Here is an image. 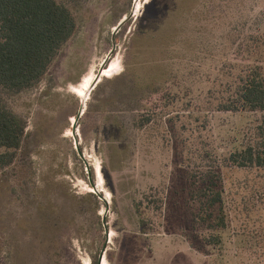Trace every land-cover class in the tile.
Returning <instances> with one entry per match:
<instances>
[{
  "label": "rangeland",
  "instance_id": "obj_1",
  "mask_svg": "<svg viewBox=\"0 0 264 264\" xmlns=\"http://www.w3.org/2000/svg\"><path fill=\"white\" fill-rule=\"evenodd\" d=\"M72 10L78 34L37 89L8 99L28 134L0 173V264H98L105 246L102 264H264V170L226 164L264 113L216 112L211 98L231 63L264 66V49L248 57L255 39L264 46V0H87ZM114 43L113 71L91 89ZM214 165L227 228L209 246L189 178Z\"/></svg>",
  "mask_w": 264,
  "mask_h": 264
},
{
  "label": "trees",
  "instance_id": "obj_2",
  "mask_svg": "<svg viewBox=\"0 0 264 264\" xmlns=\"http://www.w3.org/2000/svg\"><path fill=\"white\" fill-rule=\"evenodd\" d=\"M84 1L0 0V173L16 165L28 134L27 121L10 108L8 99L41 85L63 48L78 34L72 8ZM255 41L248 57L263 56V41ZM233 64L228 83L211 93L216 112L264 113V66L248 61ZM262 123L254 139L226 159L228 166L264 170V117ZM189 179L195 229L207 232V245L218 246L222 239L217 233L227 228L222 165L198 167ZM137 212L141 215L139 208Z\"/></svg>",
  "mask_w": 264,
  "mask_h": 264
},
{
  "label": "water",
  "instance_id": "obj_3",
  "mask_svg": "<svg viewBox=\"0 0 264 264\" xmlns=\"http://www.w3.org/2000/svg\"><path fill=\"white\" fill-rule=\"evenodd\" d=\"M127 20H128V19H125L124 21H122V23L119 24V26L117 27V29H116V31H115V34L121 30V28H122L123 25L127 22ZM115 50H116V45H115V43H114V49H113V51L110 53V55L108 56V58H107V60L105 61V63L103 64V67L101 68L100 73H99V75L97 76V78L95 79V81H94V83H93L91 89L94 88V87L99 83V81H100V79H101V77H102V75H103V72L105 71V67H106V65H107V63H108V60L112 57V55L114 54ZM82 113H83V108H82V110H81V112H80V114H79V116H78V118H77V121L81 118ZM77 121H76V122H77ZM75 133H76V125L74 126V135H75ZM77 149L79 150L78 146H77ZM79 154L82 156L80 150H79ZM91 184H92V182H91ZM92 185H94V184H92ZM94 189H95L96 191H98L97 188H96L95 186H94ZM106 202H107V201H106ZM103 224H104L105 231H106V240H107V242H108V241H109V236H110V231H109V227H108V223H107V216H105V217L103 218ZM106 247H107V246L104 247V249H103V251H102V253H101V255H100V258H99V262H98V264H102V262H103L104 255H105V251H106Z\"/></svg>",
  "mask_w": 264,
  "mask_h": 264
},
{
  "label": "bare ground",
  "instance_id": "obj_4",
  "mask_svg": "<svg viewBox=\"0 0 264 264\" xmlns=\"http://www.w3.org/2000/svg\"><path fill=\"white\" fill-rule=\"evenodd\" d=\"M112 71H113V67L112 68H109L108 70H106L104 72V76H106L107 74L111 73ZM84 95H86V93Z\"/></svg>",
  "mask_w": 264,
  "mask_h": 264
}]
</instances>
